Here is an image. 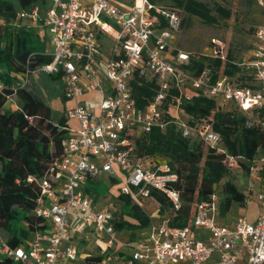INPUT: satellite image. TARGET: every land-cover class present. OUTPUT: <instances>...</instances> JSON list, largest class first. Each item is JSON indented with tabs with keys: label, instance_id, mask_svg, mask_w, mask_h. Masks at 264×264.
Returning a JSON list of instances; mask_svg holds the SVG:
<instances>
[{
	"label": "built area",
	"instance_id": "obj_1",
	"mask_svg": "<svg viewBox=\"0 0 264 264\" xmlns=\"http://www.w3.org/2000/svg\"><path fill=\"white\" fill-rule=\"evenodd\" d=\"M258 3L262 17L253 32L256 42L238 62L250 73L249 85L226 75L213 78L208 67L196 75L179 69L177 64L189 59L188 51L173 45L182 15L167 7L153 12L149 0H48L43 10L38 4L20 10L17 18L43 29L52 45L51 59L35 71L59 74L66 100L105 91L103 82L110 85V92L97 99V111L78 101L65 106L67 117L77 121V128L63 141L61 157L38 179L33 211L44 228L15 245L0 235V255L10 257L15 264H71L77 257H85L76 242L85 230L106 238L108 248L115 249L112 212L116 205L106 201L97 206L83 189L89 178L104 173L118 179L117 193L144 201L150 189H156L166 196L172 210H178L179 191L169 185L177 174L164 161L153 167L135 163L130 156L134 138L128 133L133 129L147 131L153 125L163 127L164 99L170 80L178 84L179 76L221 105L231 102L242 111H264V0ZM103 36L111 39L107 53L103 52ZM210 42V55L224 58V41L214 36ZM172 50L175 62L170 59ZM134 73L152 77L157 84L144 108L136 106L132 94ZM27 81L24 78L21 84ZM180 127L182 136H197L211 146L219 139L207 125L191 128L182 123ZM226 163L237 166L233 156H228ZM256 168L264 170V159ZM254 197L259 203L254 221L236 215L230 224L217 222L219 195L212 193L196 203L192 227L159 219L149 223L145 234L131 245L124 264H264V190ZM96 264L119 263L107 255Z\"/></svg>",
	"mask_w": 264,
	"mask_h": 264
},
{
	"label": "trees",
	"instance_id": "obj_2",
	"mask_svg": "<svg viewBox=\"0 0 264 264\" xmlns=\"http://www.w3.org/2000/svg\"><path fill=\"white\" fill-rule=\"evenodd\" d=\"M149 1L153 12L163 7L179 11L182 15L180 29L192 17L216 24L231 15L229 8L216 1L212 7L201 0ZM33 4L43 10L48 0H0V235L12 245L44 228L40 224L41 218L33 211L39 194L38 179L54 160L61 157L63 141L70 128L65 107L54 111L41 90L32 88L29 81L21 84L40 64L51 59L45 50V32L17 18L20 10ZM174 55L172 50L170 59L173 62ZM240 59L230 51H226L222 59L189 52L188 62L177 65L189 75H196L208 67L213 78L226 75L241 85H249L250 73L238 64ZM47 77L56 80L58 75L47 74ZM130 84L136 106L144 108L156 92L155 79L134 73ZM187 86V80L182 76H179L178 84L173 78L170 80L163 104V127L153 125L147 131L133 129L128 133L134 138L130 156L135 163L153 167L154 163L164 161L177 174V179L169 185L179 191L181 206L178 210H172L166 196L156 189H150L144 201H133L122 192L112 193L110 188L118 179L108 173L91 177L83 185L92 203L108 196L107 201L116 205V211L112 212L115 231L130 230L129 237H142L150 223L145 209L147 203L157 207L159 220L178 227H192L196 203L212 193L219 195L217 220H220L233 205L244 206L246 203L244 192L231 177L234 169L248 176L252 168L264 177V170L256 168L264 159V111H242L231 102L221 105L198 90L187 95ZM9 99L15 102V107L6 105ZM61 99L65 100L64 97ZM171 106L180 111L187 126L200 128L207 125L217 132V143L211 146L197 136H182L180 124L170 111ZM247 120L251 123L246 124ZM202 143L205 149L201 147ZM228 156L236 159V167L226 163ZM29 176L34 178L28 180ZM102 258L100 254H88L83 261L96 264ZM0 264L15 262L0 255Z\"/></svg>",
	"mask_w": 264,
	"mask_h": 264
},
{
	"label": "rangeland",
	"instance_id": "obj_3",
	"mask_svg": "<svg viewBox=\"0 0 264 264\" xmlns=\"http://www.w3.org/2000/svg\"><path fill=\"white\" fill-rule=\"evenodd\" d=\"M206 2L209 6H213V2L216 1L221 5L230 9L231 15L226 20L220 19L216 24H207L198 18L192 17L189 22L181 27V29L175 34L173 45L192 52L211 54L212 44L210 42L211 37H219L225 43L226 51H230L235 58H241L244 53L253 46L256 42L254 36V28L260 22L262 17L261 6L258 0H201ZM111 22V21H109ZM44 32V30H42ZM47 44L46 48L48 51L52 50L50 44H48V36L46 35ZM104 47H107L106 45ZM33 85L36 90L40 91L43 98L48 102L54 111H59L65 106L70 105L66 100H62L59 94L58 82H51L47 80V75L38 71H33ZM195 89L191 86H187L185 93L191 95ZM99 93L96 94V98H99ZM89 107L97 111V101H93L87 104ZM170 111L173 117L179 124L184 123V118L180 111L175 107L171 106ZM72 122V121H70ZM201 147L205 149V144L202 143ZM231 175L235 184L242 191H246L249 186L257 189V183L255 182V170L250 169L248 176L241 173L240 170L234 169ZM111 192H117V186H111ZM108 198V196H105ZM154 205L151 203L146 204V211L148 214L154 209ZM254 210V204H248L246 207L240 205H233L232 209L228 212V218L236 216V214H245L250 216ZM152 222H157V218L150 217ZM130 230L119 229L115 231V238L117 241V250L122 253V258L119 254H112L113 250L108 248L106 241L107 239L97 233H91L87 235V230L81 233L83 239L76 240L82 247L81 255L88 254H100L104 258L112 257V259L119 263L124 264V257L132 252L131 245L135 244L136 238L129 237ZM88 237V239H87ZM71 264H86L83 261L82 256L77 257ZM136 264H142L136 262Z\"/></svg>",
	"mask_w": 264,
	"mask_h": 264
},
{
	"label": "crops",
	"instance_id": "obj_4",
	"mask_svg": "<svg viewBox=\"0 0 264 264\" xmlns=\"http://www.w3.org/2000/svg\"><path fill=\"white\" fill-rule=\"evenodd\" d=\"M22 21L23 22H26V23H28L30 25H32L33 27H36L32 22H29L28 20H22ZM41 30H43V29H41ZM102 43H103V52L104 53H107L108 52V49L110 47L111 39L109 37H107V36H103ZM48 44H50L49 39H48ZM105 45L107 47H104ZM50 46L52 47L51 44H50ZM45 50L47 52H51L52 51V50L51 51H48L46 47H45ZM38 72H41V71H38ZM41 73H44V72H41ZM44 74L47 75L48 73H44ZM54 75H58V78L56 80H54V79H48V78H47V80H50L51 82H58L59 94H60L61 97H64L63 96V83H62V79L59 76V74L55 73ZM33 80H34L33 79V73H31L30 76H29V79H28V81H29L28 85H30L32 88H35V86L32 83ZM103 86L107 87V90H105V91L95 90V91H92V92H89V93L80 95V96H78L74 100H66V99L65 100L68 103H70V104L73 103V102H75V101H78V102H81L82 104L88 106L87 105L88 103H91L93 101H97V99H98V98H96V94L97 93H99V95L101 96V94L110 92L109 91L110 90V85L107 82H103ZM6 105L12 108V107H15V102L12 99H9L6 102ZM70 121H72V122H70ZM68 122H69V125H70V128H71V131H69V134H73L74 131H75V129L77 128V121L75 119H68ZM255 182L257 183V189H254L252 186H249L246 189V191H243L244 194H245V199H246V203L244 204L243 207H246L248 204H254V210L252 211V213L250 214V216H246L245 214H236V215H242V216H244L248 221H254L256 219V217L258 215V211H259V203H258V200L254 197V195L257 192L264 190V177H262L258 172H255ZM110 190H111V188H110ZM107 200H108V198L104 196V197L99 198L95 202V204L97 206H100L103 202H106ZM153 207H154V209L149 214V217L157 218V221H158V219H159L158 209H157L156 206H153ZM227 214L223 218H221L220 220H217V212H216V220H217V222L222 223V224H230V222L232 221V219L235 216L232 217V218H228V215ZM151 222L152 221H151V218H150V223ZM87 232H88L87 235L88 234H91V233H94V232L89 231V230H87ZM80 239H83V237H81V235L79 236V239L78 240H80ZM87 239H88V237H87ZM136 240H138V239H136ZM112 254H119V256L122 258V253H120V251L117 250V247L115 249H113V253ZM107 255H109V254H107ZM128 256L129 255L125 256L124 259L127 258Z\"/></svg>",
	"mask_w": 264,
	"mask_h": 264
}]
</instances>
